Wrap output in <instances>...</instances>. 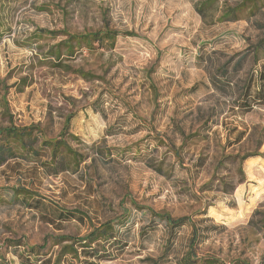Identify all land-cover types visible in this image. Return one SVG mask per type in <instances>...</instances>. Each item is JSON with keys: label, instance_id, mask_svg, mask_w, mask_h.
Here are the masks:
<instances>
[{"label": "rangeland", "instance_id": "rangeland-1", "mask_svg": "<svg viewBox=\"0 0 264 264\" xmlns=\"http://www.w3.org/2000/svg\"><path fill=\"white\" fill-rule=\"evenodd\" d=\"M244 2L239 20L221 19ZM106 27L119 33L113 49L51 55L63 33ZM263 66L264 0H0V129L38 126L52 139L74 115L69 132L84 144L67 142L89 156L58 177L24 161L0 168V262L43 244L50 257L60 237L113 221L127 247L100 264H182L192 225L199 257L264 264V103L235 108ZM19 184L84 223L48 226L10 206ZM160 213L184 225L172 235Z\"/></svg>", "mask_w": 264, "mask_h": 264}, {"label": "trees", "instance_id": "trees-1", "mask_svg": "<svg viewBox=\"0 0 264 264\" xmlns=\"http://www.w3.org/2000/svg\"><path fill=\"white\" fill-rule=\"evenodd\" d=\"M213 2H203L196 6V12L205 18L208 7ZM248 3L244 2L236 9L225 11L221 17L223 21L239 20L238 11H243ZM44 34L56 35L51 32L40 30L37 37H44ZM119 33L109 29L97 32H86L83 34L63 33L64 40L59 42L56 48L51 50V55L58 59L61 58V49L64 46L68 53L72 54L75 49H88L90 51L97 49L111 50L115 47L116 39ZM127 36H132L126 34ZM257 50L256 54H258ZM245 58H240L235 63V68H241ZM230 64V62H229ZM228 65V64H227ZM227 65L222 67L224 76L228 79L229 70ZM264 68V66H263ZM211 84L217 90L216 78L211 77ZM241 101L235 105L237 111L244 114L250 112L254 103H264V71H260L258 75L251 72L248 80L243 88V93L240 95ZM94 112L99 113L97 110ZM74 115H69L65 118L64 126L61 134L57 138H47L45 132L38 126L18 127L14 123L10 126L0 129V168L9 166L11 162L15 165L18 162L24 161L35 164L32 169L34 172H42L48 177H58L66 173H78L81 164L85 162L89 156L84 155L80 150L72 147L67 139L76 141L80 146H83L84 141L70 134L71 124ZM112 130V129H111ZM112 131H107L111 134ZM245 136L241 132L237 136V143ZM163 136H156L159 144L165 145ZM202 166V165H200ZM42 170V171H41ZM13 195L9 200L10 206H18L32 212L34 216L43 224L48 226H59L63 223L78 221L84 223L86 214L80 210H68L49 203L41 197L39 193L24 184L15 185L11 188ZM160 220L167 223L170 233L173 235L174 228L184 225V220L174 222L173 219L164 214H157ZM126 220V218H124ZM126 221H122V227ZM193 237L190 241L187 254L180 260L182 264H246L243 260L227 263L221 259L214 257H199L196 252L198 245L199 231L195 225ZM89 233L83 238L60 237L54 243L60 250L48 257V253H41L45 249L46 244L41 248H27L23 251H18L17 258L20 264H100L103 261L115 260L123 253L127 247V243L119 239V230H115L114 222L107 221L98 223L92 226ZM171 242V241H170ZM169 247V246H168ZM19 248V247H18ZM118 250L116 252L115 250ZM148 262L160 264L159 260L146 259ZM0 264H5L0 262Z\"/></svg>", "mask_w": 264, "mask_h": 264}]
</instances>
